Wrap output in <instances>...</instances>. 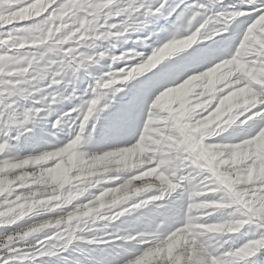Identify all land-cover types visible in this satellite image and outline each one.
Returning <instances> with one entry per match:
<instances>
[{
    "label": "snow or ice",
    "instance_id": "6c2138e0",
    "mask_svg": "<svg viewBox=\"0 0 264 264\" xmlns=\"http://www.w3.org/2000/svg\"><path fill=\"white\" fill-rule=\"evenodd\" d=\"M166 3L0 0V264H82L65 255L81 241L116 250L96 264H264V175L253 146L264 136V0L171 9L170 38L130 68L134 77L121 78L130 69L113 64L126 54L113 55L91 97L57 114L75 98L78 75L108 56L102 43L143 27ZM185 42L152 62L161 48ZM212 74L211 96L197 87L182 116L165 107V98ZM141 76L129 107L101 135V101ZM241 90L247 102L222 111ZM205 120L213 122L201 128ZM41 124L52 140L22 154L21 140ZM69 150L77 157L69 182L47 190L48 173ZM97 161L107 166L82 173ZM249 226L251 238L225 247Z\"/></svg>",
    "mask_w": 264,
    "mask_h": 264
},
{
    "label": "rangeland",
    "instance_id": "374dc122",
    "mask_svg": "<svg viewBox=\"0 0 264 264\" xmlns=\"http://www.w3.org/2000/svg\"><path fill=\"white\" fill-rule=\"evenodd\" d=\"M224 0L222 7L225 10H231L240 8L242 6V0ZM162 0H150V6H159ZM205 2V0H167L165 5V11L160 15L148 16L144 26L138 28L134 31H129L127 35L121 37L116 41L102 43L101 47L108 48L109 54L105 57L104 60L100 61L98 65L91 66L87 72H81L78 75V78L73 85L75 88V98L69 101H63L62 103L56 106L57 114L60 111H66L69 107H73L79 103H82L84 100H87L91 97V88L94 86L95 77L102 75L103 73L109 71L108 65L112 63L111 56L126 54V57L122 61H118L113 64V69H130L143 62L152 52L162 46L172 34V20L175 19L173 14L169 17L168 12L171 9H179L184 5L191 3H200ZM206 41L205 43H209ZM114 44V47L112 45ZM150 74V73H149ZM147 75V74H145ZM213 75V74H212ZM212 75H209V79L206 84L198 85L192 88L187 95H178L168 97L163 103L166 108L171 112L179 114L181 110L190 102L189 96L194 92L197 87H201V95L211 96L216 90V85L218 81L211 79ZM144 76H141L137 79H134L131 82L124 84L123 91L117 93L115 96L106 97L101 101V105L107 104L108 108L105 112L101 113V118L99 121L98 131L101 135L111 130L112 126L116 124L123 113L130 105L132 100L133 92L132 87L137 83L138 79H143ZM120 87V86H118ZM71 91V88L69 89ZM247 92V90H243ZM241 92V91H240ZM239 92V93H240ZM238 93V94H239ZM238 94H234L226 100L237 97ZM172 105H177L175 109L172 108ZM55 115L49 117V120H54ZM49 125L41 124L34 132L32 136L27 139H22L20 142V151L21 153H26L28 151L38 150L39 148L46 146L47 142L52 140V137L48 136ZM68 134V129L64 128L57 133L58 137H66ZM254 148L259 160L262 161L261 167L259 169L260 175H264V136L258 137L254 142ZM90 151L97 150L95 144L89 146ZM239 157H234V162ZM73 167L69 166V163L66 162L65 157L59 161L56 167L48 173V185L47 190L49 191H59L63 186L70 180V172ZM251 175V173H250ZM253 227L249 226L247 230L242 229L240 233L234 234L233 238L229 241V244L225 247H236L245 242L247 239L251 238ZM84 235L90 236L92 233H85ZM39 238V237H37ZM115 249H105L101 250L100 247L94 245H88L85 242H75L69 251L65 254L70 256L72 259H78L82 264H96V260L108 253H114Z\"/></svg>",
    "mask_w": 264,
    "mask_h": 264
},
{
    "label": "clouds",
    "instance_id": "9594fccd",
    "mask_svg": "<svg viewBox=\"0 0 264 264\" xmlns=\"http://www.w3.org/2000/svg\"><path fill=\"white\" fill-rule=\"evenodd\" d=\"M186 43L187 42L181 43V44H170L168 47L161 48L159 50L158 54L154 57L152 62L155 63L158 60L162 61V59L171 58V56L173 54H176L178 52V50L184 49V47L186 46ZM139 67H140L139 65L136 66V68H139ZM120 72H124V70L120 69ZM136 74H137L136 71L130 69L129 72L125 73L124 76L121 78L122 79L132 78ZM117 75L119 76V73H117ZM208 79H209V77L206 78V80H208ZM211 79L218 81L219 78L216 74H213ZM195 86H198V84H192V85H189L188 87H186L184 89H180L177 92H175L172 96L187 95V93L189 91H191L192 88ZM248 96H249L248 92L241 90V92L238 94L237 97H232L226 101V106L222 111H230L232 108L236 107L238 104L246 103ZM166 99L167 98H165L164 101ZM189 105H190V102L181 110V112L178 115L182 116L184 114V112L186 110H188ZM192 107H196V106L193 105ZM218 118H219V116L215 117V119H218ZM212 122L213 121H211V120L202 121L200 123V127L201 128L209 127ZM76 159H77V157H76L75 152H73L71 150H69V152L65 154V160H66V162L69 163L70 167L75 166ZM106 166H107V161H97L94 166L89 165L87 167L82 168V173L87 176V175H90L94 169L104 168ZM234 230H236V229H234L230 226H220V227L215 229V231L222 232V233H226V232H230V231H234Z\"/></svg>",
    "mask_w": 264,
    "mask_h": 264
},
{
    "label": "bare ground",
    "instance_id": "6f19581e",
    "mask_svg": "<svg viewBox=\"0 0 264 264\" xmlns=\"http://www.w3.org/2000/svg\"><path fill=\"white\" fill-rule=\"evenodd\" d=\"M236 1V0H235ZM235 1H234V3H235Z\"/></svg>",
    "mask_w": 264,
    "mask_h": 264
}]
</instances>
